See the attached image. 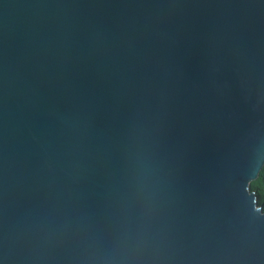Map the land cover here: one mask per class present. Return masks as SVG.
I'll return each mask as SVG.
<instances>
[{
	"label": "water",
	"instance_id": "water-1",
	"mask_svg": "<svg viewBox=\"0 0 264 264\" xmlns=\"http://www.w3.org/2000/svg\"><path fill=\"white\" fill-rule=\"evenodd\" d=\"M264 0H0V264H264Z\"/></svg>",
	"mask_w": 264,
	"mask_h": 264
},
{
	"label": "trees",
	"instance_id": "trees-1",
	"mask_svg": "<svg viewBox=\"0 0 264 264\" xmlns=\"http://www.w3.org/2000/svg\"><path fill=\"white\" fill-rule=\"evenodd\" d=\"M262 170H264V167H263ZM259 179H260V177L257 180H259ZM251 189H252L253 192H255L257 194V196H258V203L264 209V194H262L261 188L259 186L253 188V182H252L251 183Z\"/></svg>",
	"mask_w": 264,
	"mask_h": 264
},
{
	"label": "snow or ice",
	"instance_id": "snow-or-ice-1",
	"mask_svg": "<svg viewBox=\"0 0 264 264\" xmlns=\"http://www.w3.org/2000/svg\"><path fill=\"white\" fill-rule=\"evenodd\" d=\"M259 177V180H253V188L259 186L262 190V194H264V170H261Z\"/></svg>",
	"mask_w": 264,
	"mask_h": 264
}]
</instances>
